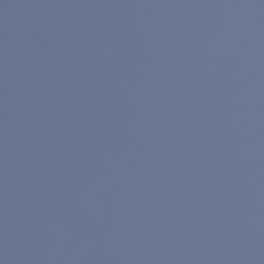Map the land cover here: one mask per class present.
<instances>
[{
	"label": "water",
	"instance_id": "obj_1",
	"mask_svg": "<svg viewBox=\"0 0 264 264\" xmlns=\"http://www.w3.org/2000/svg\"><path fill=\"white\" fill-rule=\"evenodd\" d=\"M0 264H264V0H0Z\"/></svg>",
	"mask_w": 264,
	"mask_h": 264
}]
</instances>
